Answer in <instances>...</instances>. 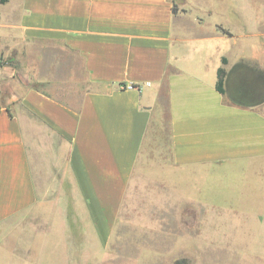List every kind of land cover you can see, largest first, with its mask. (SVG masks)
<instances>
[{
	"label": "crops",
	"instance_id": "0c3cea01",
	"mask_svg": "<svg viewBox=\"0 0 264 264\" xmlns=\"http://www.w3.org/2000/svg\"><path fill=\"white\" fill-rule=\"evenodd\" d=\"M255 22L246 0H0V264L67 263L9 222L51 212L39 199L69 183L102 244L127 194L156 187L199 203L203 224L236 192L264 214Z\"/></svg>",
	"mask_w": 264,
	"mask_h": 264
},
{
	"label": "rangeland",
	"instance_id": "374dc122",
	"mask_svg": "<svg viewBox=\"0 0 264 264\" xmlns=\"http://www.w3.org/2000/svg\"><path fill=\"white\" fill-rule=\"evenodd\" d=\"M211 1L221 7L227 0L207 3ZM246 7L255 12V24L262 22L264 58V0H246ZM3 61L0 56V64ZM64 187L66 198H58L56 189L51 198L39 199V204L49 209L51 205V212L43 207L35 217L25 215L15 223L9 222L17 228L16 237L25 234V240L37 245L31 254L39 256L41 241L47 238L51 241L43 246L42 258L68 260L52 264H264V214L249 198L238 197V192L233 198L209 199V216L204 224L206 215L201 213V205L178 198L168 188L156 187L157 192L151 191L149 199L127 194L112 237L102 244L84 203L76 198L74 184ZM40 189L48 191L46 185ZM233 203L242 209L231 208ZM32 222L36 231L29 228Z\"/></svg>",
	"mask_w": 264,
	"mask_h": 264
},
{
	"label": "trees",
	"instance_id": "16d2710c",
	"mask_svg": "<svg viewBox=\"0 0 264 264\" xmlns=\"http://www.w3.org/2000/svg\"><path fill=\"white\" fill-rule=\"evenodd\" d=\"M2 1H4V0H2ZM224 61H226V59H224ZM224 76H225V70L223 68H220L219 71H218L217 89L221 93H225V89H224Z\"/></svg>",
	"mask_w": 264,
	"mask_h": 264
}]
</instances>
